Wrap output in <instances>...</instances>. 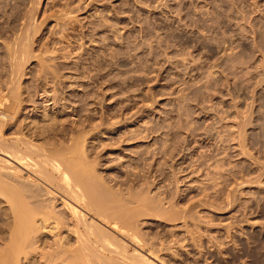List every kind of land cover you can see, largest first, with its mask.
Wrapping results in <instances>:
<instances>
[{"label":"rangeland","instance_id":"obj_1","mask_svg":"<svg viewBox=\"0 0 264 264\" xmlns=\"http://www.w3.org/2000/svg\"><path fill=\"white\" fill-rule=\"evenodd\" d=\"M24 42L23 92L15 112L0 106L4 136L59 114L56 147L76 123L115 188L186 210L145 221L173 243L166 264H264V0H0V98ZM4 43L21 45L10 54ZM3 207L0 197V248Z\"/></svg>","mask_w":264,"mask_h":264},{"label":"bare ground","instance_id":"obj_2","mask_svg":"<svg viewBox=\"0 0 264 264\" xmlns=\"http://www.w3.org/2000/svg\"><path fill=\"white\" fill-rule=\"evenodd\" d=\"M26 36L30 40V35ZM29 43L17 44L21 45L19 52H23L19 60L20 55L16 53L18 46L14 48L12 43L3 44L2 49L10 54L16 53L18 57L13 58L14 61L12 59L8 66L5 64L6 69L3 67L7 72L4 75H9L10 81L14 80L12 84L9 83L10 87L6 85L4 91L8 92L0 98V106L3 109L8 106L10 110H1L3 113H12V106L16 107L12 104L18 103V96L23 92L19 91L23 88L19 77L22 76L24 56L28 60L29 50L26 47ZM8 58L7 62L11 60ZM7 93H10L9 97ZM7 101L9 104H5ZM50 110L52 114H58L63 108L53 107ZM58 115L53 116L44 111L37 118L38 121L32 120L30 124L20 122L22 126H17L21 127L18 131L14 126L12 131L20 134L9 137L7 134L5 137L2 132L6 118L0 112V197L4 202L3 215L9 222L8 241L0 248V264H166L160 254L173 243L168 245L160 241L156 237L159 234L154 236L152 233L153 225L145 221L151 217L162 219L160 216L162 220L166 217L167 221H177L180 216L185 218L181 213L186 210L177 211L175 208L176 212L172 211V199L170 201L168 197L166 201L167 197H159L157 193L156 197L150 196L143 186L141 188L145 190L137 191L131 187L126 190L115 188L119 183V179H115L117 176L105 172L99 174L90 162L92 160L86 159L82 142L85 132L76 123L70 130L69 146L56 147L59 142L52 139L54 131L53 136L51 132L52 124L62 119ZM43 120L48 123H38ZM51 120H54L53 123ZM171 234L174 235L173 231ZM173 241L179 243L178 240Z\"/></svg>","mask_w":264,"mask_h":264}]
</instances>
